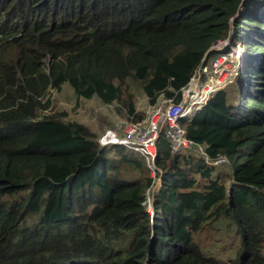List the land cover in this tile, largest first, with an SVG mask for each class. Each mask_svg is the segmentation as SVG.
Returning a JSON list of instances; mask_svg holds the SVG:
<instances>
[{"label":"trees","instance_id":"16d2710c","mask_svg":"<svg viewBox=\"0 0 264 264\" xmlns=\"http://www.w3.org/2000/svg\"><path fill=\"white\" fill-rule=\"evenodd\" d=\"M242 2L0 0V264H264V0ZM231 30L244 48L237 88L217 92L187 136L232 172L173 154L161 135L153 213L145 157L100 149L44 101L69 83L78 102L141 121L140 97L178 99ZM220 228L237 243L227 258Z\"/></svg>","mask_w":264,"mask_h":264},{"label":"built area","instance_id":"2783aa9c","mask_svg":"<svg viewBox=\"0 0 264 264\" xmlns=\"http://www.w3.org/2000/svg\"><path fill=\"white\" fill-rule=\"evenodd\" d=\"M210 49L216 51L209 61L210 68L204 63V58L189 82L177 93L178 99L161 94L146 118L138 122L120 121L103 131L98 138L100 149L119 145L145 157L152 184L147 189L143 205L151 213L155 195L163 184L164 170L157 165V142L161 135L170 143L173 154L188 151L203 157L208 163L229 162L225 156L211 159L203 144L187 136V124L198 111L217 92L229 88L238 80L244 48L242 41L233 40V31L226 38L216 41ZM206 75L208 79H204Z\"/></svg>","mask_w":264,"mask_h":264},{"label":"rangeland","instance_id":"374dc122","mask_svg":"<svg viewBox=\"0 0 264 264\" xmlns=\"http://www.w3.org/2000/svg\"><path fill=\"white\" fill-rule=\"evenodd\" d=\"M210 68V64L208 65ZM242 66V65H241ZM241 69V67H240ZM209 76H204V79H208ZM236 81L229 87V90L237 88ZM237 90V89H235ZM44 97V101H47V98L51 99V105L48 109H60V111H66L67 115L65 116L67 121H78L85 125H88L92 131H96L99 136L109 127L115 126L117 123L123 120H128L122 118L116 111L115 107L109 104L103 103L98 97H92L91 99L80 98L79 102L73 91V87L69 84H63L60 90L50 88ZM163 97V96H162ZM165 97V96H164ZM152 105L147 101L146 96L142 95L138 102V108H144L147 111L150 110ZM46 112H48L46 110ZM148 115V112H147ZM129 121V120H128ZM112 151V150H111ZM226 163L227 165L220 166V164ZM219 163L216 166H220L222 169H226L230 173L232 172V165L230 162ZM157 193V192H156ZM219 238L215 241L217 249L224 258H227L230 254V248H233L237 245L236 241L230 236L224 228H220ZM229 249L227 255L223 253V249ZM207 249H213V245L210 243L207 246Z\"/></svg>","mask_w":264,"mask_h":264},{"label":"water","instance_id":"95a60500","mask_svg":"<svg viewBox=\"0 0 264 264\" xmlns=\"http://www.w3.org/2000/svg\"><path fill=\"white\" fill-rule=\"evenodd\" d=\"M243 2H244V0H243ZM243 2H242V4H243ZM241 4V6H240V8H239V13H241V11L243 10V5ZM239 13H238V15H239ZM237 16V15H236ZM234 20H235V17L234 18H232V20H231V23L233 24L234 23ZM212 49H209V51L208 52H210ZM208 52H207V54H208Z\"/></svg>","mask_w":264,"mask_h":264},{"label":"crops","instance_id":"0c3cea01","mask_svg":"<svg viewBox=\"0 0 264 264\" xmlns=\"http://www.w3.org/2000/svg\"><path fill=\"white\" fill-rule=\"evenodd\" d=\"M148 112V111H147ZM94 132H96V131H94ZM97 133V132H96ZM98 134V133H97Z\"/></svg>","mask_w":264,"mask_h":264}]
</instances>
